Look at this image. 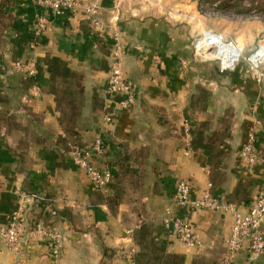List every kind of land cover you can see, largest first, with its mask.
Here are the masks:
<instances>
[{
	"label": "crops",
	"instance_id": "obj_1",
	"mask_svg": "<svg viewBox=\"0 0 264 264\" xmlns=\"http://www.w3.org/2000/svg\"><path fill=\"white\" fill-rule=\"evenodd\" d=\"M79 1L95 6L103 29L89 24L82 7L53 15L33 0H0V228L18 217L63 236L56 259L35 239L24 237L19 252L0 241V264H130L131 253L133 264H264V253L251 257L246 245L227 261L229 212L172 201L186 180L192 198L208 192L243 213L264 188V82L240 65L227 74L217 67L209 77L194 73L186 26L129 13L126 0ZM39 15L47 23L37 34ZM113 34L136 89L127 110H117L107 91ZM30 61L35 77L15 68ZM250 127L258 160L248 168L239 153ZM97 138L107 153L95 164L113 175L103 188L71 158ZM166 209L193 223L199 251L164 227Z\"/></svg>",
	"mask_w": 264,
	"mask_h": 264
},
{
	"label": "built area",
	"instance_id": "obj_2",
	"mask_svg": "<svg viewBox=\"0 0 264 264\" xmlns=\"http://www.w3.org/2000/svg\"><path fill=\"white\" fill-rule=\"evenodd\" d=\"M33 2L40 9L48 10L53 15H60L64 12L74 13L82 7L79 0H33ZM82 9L84 18L91 26L103 29L97 18L94 5H85ZM35 23L36 33L39 34L44 31L47 21L44 16L39 15L36 17ZM204 37L207 43L205 44L204 40L200 42L203 38L202 35L195 41L194 48L201 54H211L220 74L233 72L240 65L243 58L242 50L235 42L213 31H205ZM112 44L114 60L107 81V91L111 104L117 110H127L134 104L136 89L123 75L124 45L117 34H113ZM255 54L248 58V62L251 70L256 71V79L261 80L264 74L256 70L258 65H255L254 61L256 60H253ZM15 68L26 72L30 77L36 75L33 61L25 66L17 62ZM112 119V115L105 118L107 122H111ZM256 132L255 127L249 128L246 142L242 145L239 153L240 161L248 168L254 166L258 160ZM183 133V143L188 147L190 137L187 127L184 128ZM106 153L107 146L104 145L102 139L97 138L87 146L74 148L71 154L73 164L85 173L89 182L96 188H103L113 182L110 169L108 167L100 168L95 164V161L105 157ZM191 191V186L186 180H179L172 198L175 207L189 211L222 209L232 215L233 225L226 241V259L228 262H231L245 245L251 257L256 258L264 253V233L262 231L264 223V188L256 194L254 200L243 213L239 212L232 204L218 205L211 199L208 192L198 198H192ZM163 224L185 247L196 251L202 248V242L195 232L193 223L188 218L173 216L169 209H166ZM24 237L45 243L52 257L55 259L58 257L63 242V236L59 231L48 230L38 223L27 225L18 217L12 218L6 228H0V241L5 242L12 252L20 251L21 240ZM128 260L130 264L134 263L132 253Z\"/></svg>",
	"mask_w": 264,
	"mask_h": 264
},
{
	"label": "rangeland",
	"instance_id": "obj_3",
	"mask_svg": "<svg viewBox=\"0 0 264 264\" xmlns=\"http://www.w3.org/2000/svg\"><path fill=\"white\" fill-rule=\"evenodd\" d=\"M125 4L129 13L167 19L178 28L188 27L187 44L191 48L189 58L195 67L194 73L209 77L216 72L212 55L201 54L194 48L197 39L203 35L202 42L205 38V31H213L235 42L242 50L243 71L256 83L264 82V77L256 79V71L251 70L248 62L256 53L253 56L258 65L256 70L264 74V0H126Z\"/></svg>",
	"mask_w": 264,
	"mask_h": 264
},
{
	"label": "bare ground",
	"instance_id": "obj_4",
	"mask_svg": "<svg viewBox=\"0 0 264 264\" xmlns=\"http://www.w3.org/2000/svg\"><path fill=\"white\" fill-rule=\"evenodd\" d=\"M204 40V42H205V44L207 43V40H205V39H203Z\"/></svg>",
	"mask_w": 264,
	"mask_h": 264
},
{
	"label": "trees",
	"instance_id": "obj_5",
	"mask_svg": "<svg viewBox=\"0 0 264 264\" xmlns=\"http://www.w3.org/2000/svg\"><path fill=\"white\" fill-rule=\"evenodd\" d=\"M104 145L106 146V144L104 143Z\"/></svg>",
	"mask_w": 264,
	"mask_h": 264
}]
</instances>
